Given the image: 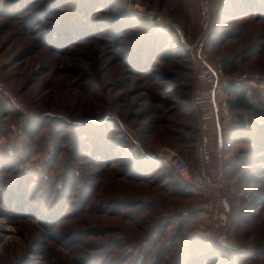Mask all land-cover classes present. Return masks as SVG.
I'll list each match as a JSON object with an SVG mask.
<instances>
[{"label":"rangeland","instance_id":"obj_1","mask_svg":"<svg viewBox=\"0 0 264 264\" xmlns=\"http://www.w3.org/2000/svg\"><path fill=\"white\" fill-rule=\"evenodd\" d=\"M200 1L0 0V264H264L251 112L211 135L225 226L168 178L196 169L205 65L264 107V0H214L208 29Z\"/></svg>","mask_w":264,"mask_h":264},{"label":"built area","instance_id":"obj_2","mask_svg":"<svg viewBox=\"0 0 264 264\" xmlns=\"http://www.w3.org/2000/svg\"><path fill=\"white\" fill-rule=\"evenodd\" d=\"M215 11L214 0L200 1V16L204 29L212 25ZM197 79L203 87L197 90L194 102V108L198 113L199 132L196 169L192 170L180 157L173 158L172 166L185 183L205 192L207 200L202 205L203 211L208 214L211 224L219 228L226 224V212L221 193L215 195L217 186L210 172L213 157L210 141L213 132L221 137L226 123L231 118L225 88L233 78H226L222 70L205 65L198 73Z\"/></svg>","mask_w":264,"mask_h":264},{"label":"trees","instance_id":"obj_3","mask_svg":"<svg viewBox=\"0 0 264 264\" xmlns=\"http://www.w3.org/2000/svg\"><path fill=\"white\" fill-rule=\"evenodd\" d=\"M226 1V0H225ZM232 3V7L236 5L237 12L240 15H243L246 12L243 13V10L246 9L247 7H253L254 4H251L252 2H243L242 4H237L236 0H228ZM255 3V2H254ZM226 64V63H225ZM224 68L227 66L224 65ZM225 92L227 96L229 97L230 101V108L231 110H245L248 112H251L253 115L249 118L251 123H248V121H245L243 118L238 122L239 125V134H240V139H247L249 141L256 140L255 137L251 134L253 130L257 131L258 134H263L264 135V107H262V103L258 102L256 98L249 97L248 96V91L244 89L242 86L239 85H228L225 88ZM257 118H260L261 122L257 121ZM250 124V125H249ZM264 143V142H263ZM168 178L170 179L171 182H173V190L174 192L183 198H190L193 196V194L196 191H201L198 189H194L187 183H185L178 173L175 172V170H171L168 173Z\"/></svg>","mask_w":264,"mask_h":264},{"label":"water","instance_id":"obj_4","mask_svg":"<svg viewBox=\"0 0 264 264\" xmlns=\"http://www.w3.org/2000/svg\"><path fill=\"white\" fill-rule=\"evenodd\" d=\"M221 196H222V201L224 203L225 210L228 212L229 206H228V203H227L225 197L223 196V192H221Z\"/></svg>","mask_w":264,"mask_h":264}]
</instances>
